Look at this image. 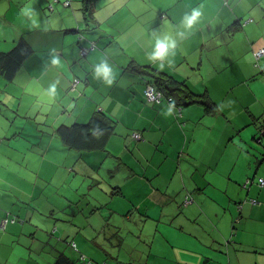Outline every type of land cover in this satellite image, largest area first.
I'll return each mask as SVG.
<instances>
[{
    "label": "crops",
    "instance_id": "1",
    "mask_svg": "<svg viewBox=\"0 0 264 264\" xmlns=\"http://www.w3.org/2000/svg\"><path fill=\"white\" fill-rule=\"evenodd\" d=\"M63 1L27 4L39 20L2 27L15 37L0 34V52L21 35L33 49L11 79L0 71V223L9 218L0 264H53L59 254L77 264H109L104 254L122 264H250V255L264 264V56L255 65L252 54L264 46V0H98L90 22L81 0ZM201 5L163 70L148 61L152 33ZM80 44L93 46L84 58ZM103 61L114 69L110 86L94 76ZM131 66L206 91L218 112L148 101L152 77ZM97 110L115 122L106 148H67L56 129ZM125 233L150 238L139 261L121 260L123 246L141 249Z\"/></svg>",
    "mask_w": 264,
    "mask_h": 264
},
{
    "label": "trees",
    "instance_id": "2",
    "mask_svg": "<svg viewBox=\"0 0 264 264\" xmlns=\"http://www.w3.org/2000/svg\"><path fill=\"white\" fill-rule=\"evenodd\" d=\"M55 1L57 2L58 0ZM71 1L72 0L69 1L67 7L70 6ZM97 2L98 0H81L82 16L86 22H90L92 20L94 4L95 3L97 4ZM41 8L43 11L47 10L49 13L52 12L51 11L52 6L49 8L46 4H44ZM31 12L32 11L28 12L29 15H32ZM37 19L39 20V17ZM230 28L231 27H228L227 29L229 30ZM67 31L73 32L76 30L72 29ZM79 33L80 32L77 31V38L78 41H81L82 34ZM87 44L93 45L90 41H88ZM91 45L90 46H85L84 44L79 45L80 57L84 58L88 55V54L81 55L80 48L85 47L89 49V47H93ZM32 51L33 49L31 45L24 38V36L21 35L20 38L16 41L14 47H12V49H10L7 52H0V71L3 74V77L7 80L11 79V77L16 72L22 60L26 56H28ZM253 58H254V64L257 65V60L259 58L256 59L254 55ZM130 68L136 72L149 75L150 77H152L150 81H148L147 83L149 82L155 83L156 87L162 92L163 97L167 101L168 98H170V101L168 102L176 107H185L192 104H198L203 107L206 113H216L219 110L217 104L212 101V99L209 97L206 91L202 93H196L185 83L184 80H178L171 75L159 71H153L145 67L131 66ZM74 79L77 80V84H78L79 79L76 77ZM74 89L75 87L71 89V85H69L68 90L70 92H74ZM114 128H115V122L110 117H108L104 112H102L101 110H97L86 123L76 122L70 125H60L56 129V133L60 137L64 145L69 149L93 151V150H104L106 148V145L111 135H113L114 133ZM260 130H262L261 133L262 132L264 133V122L260 123ZM133 132L134 130L131 131L130 136L132 135ZM131 139H133L132 136ZM260 187H264V185ZM238 206L239 204L237 205V207ZM103 231L105 232V229L104 230L102 229V232ZM229 242H231V240H229ZM70 245H71V241H70ZM71 246L74 248V244H72ZM80 258L82 260L85 259L83 255H81ZM86 263L92 264L91 260L89 259H87ZM53 264H77V262L71 257H68L64 254H59L54 259Z\"/></svg>",
    "mask_w": 264,
    "mask_h": 264
},
{
    "label": "clouds",
    "instance_id": "3",
    "mask_svg": "<svg viewBox=\"0 0 264 264\" xmlns=\"http://www.w3.org/2000/svg\"><path fill=\"white\" fill-rule=\"evenodd\" d=\"M202 9L203 5L192 8L190 13H186L176 25L165 22V27L168 29L167 31H162L159 34L154 31L150 41L151 51L146 53L148 61L160 62L158 67L160 70H163V62L167 60L170 55H175L178 40H183L190 35L195 26L200 22ZM51 63L55 66L58 65L60 61L57 58H53ZM94 76L97 79L103 80L109 86L115 79L114 69L107 61H103L95 67ZM56 92L57 84L53 82L49 85L46 95L51 99L55 97Z\"/></svg>",
    "mask_w": 264,
    "mask_h": 264
},
{
    "label": "rangeland",
    "instance_id": "4",
    "mask_svg": "<svg viewBox=\"0 0 264 264\" xmlns=\"http://www.w3.org/2000/svg\"><path fill=\"white\" fill-rule=\"evenodd\" d=\"M42 1H47V0H0V34L1 35H8V36H13L15 37L14 31L11 28L10 30H12V33L9 34L8 29H3V26L9 25L11 26L12 23H17V22H27L28 23V19L29 18H33V19H37L39 17V14L37 11H32L31 14L29 15V13L27 12L28 10H31L29 5L27 4H39ZM30 2V3H29ZM49 4H47L48 6ZM263 47V46H262ZM256 178L259 177L258 174L255 175ZM246 180V179H245ZM244 180V182H245ZM231 204L234 205L235 209H237L238 211H240L237 208V203L232 202ZM19 220L22 222L23 220L21 218H19ZM128 233V232H126ZM124 235L125 237V242L127 241L128 243L131 241L135 242V246H139L141 249L138 250H134L132 248H130V245H128L127 247H122L121 251H120V256H121V260L125 263L127 262L129 259H136L137 261H139V256H137V251H145L149 245L148 242H150V238L148 240H143V238H139L138 236L132 237L129 234ZM241 235V232H239ZM135 238V239H134ZM105 258L108 260L109 264H122L119 263L117 261H115L113 258L109 257V255L104 254ZM251 256L250 255V259L249 260L250 264L251 263Z\"/></svg>",
    "mask_w": 264,
    "mask_h": 264
},
{
    "label": "built area",
    "instance_id": "5",
    "mask_svg": "<svg viewBox=\"0 0 264 264\" xmlns=\"http://www.w3.org/2000/svg\"><path fill=\"white\" fill-rule=\"evenodd\" d=\"M70 0H64L63 1V5L67 6L69 4ZM80 53L81 55H85L87 53V48L85 47H81L80 48ZM253 55L256 59L264 56V46L261 48L256 49L253 52ZM77 84V80L74 79L71 83V89H73L75 87V85ZM144 95L146 97V99L148 101H154V102H159L161 99H163V94L162 92L156 87L155 83L153 82H149L145 85L144 87ZM168 101H170V98H168ZM132 138L135 140H139L141 139V134L138 131H134L132 133ZM251 183L250 179H246L245 182L243 183V186L246 187L247 185H249ZM258 185L259 186H263L264 185V178L259 177L258 178ZM191 197L189 196V194H186L184 196L182 205L183 206H187L189 203H191ZM251 203H257L258 201L256 199H250L249 200ZM9 221V218H4L1 223H0V228H4L5 223H7ZM11 222L14 221V218L10 219Z\"/></svg>",
    "mask_w": 264,
    "mask_h": 264
}]
</instances>
